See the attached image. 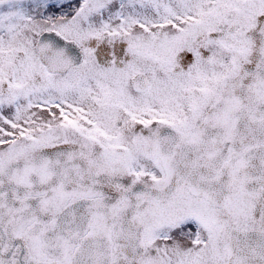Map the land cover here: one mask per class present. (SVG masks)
I'll use <instances>...</instances> for the list:
<instances>
[{
	"label": "snow or ice",
	"instance_id": "snow-or-ice-1",
	"mask_svg": "<svg viewBox=\"0 0 264 264\" xmlns=\"http://www.w3.org/2000/svg\"><path fill=\"white\" fill-rule=\"evenodd\" d=\"M0 264H264V0H0Z\"/></svg>",
	"mask_w": 264,
	"mask_h": 264
}]
</instances>
